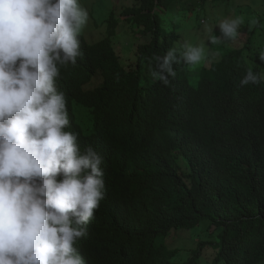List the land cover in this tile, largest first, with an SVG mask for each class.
<instances>
[{"label": "trees", "instance_id": "1", "mask_svg": "<svg viewBox=\"0 0 264 264\" xmlns=\"http://www.w3.org/2000/svg\"><path fill=\"white\" fill-rule=\"evenodd\" d=\"M220 1L135 0L125 14L149 37L130 63L115 50L114 32L95 43L80 35L82 55L62 77L72 127L109 155L107 193L80 245L89 264H156L148 256L171 229L195 243L188 264L201 256L227 264L240 251L264 264V41L259 54L246 53L261 22L253 31L240 25L212 60L174 63L168 85L149 71L180 39L163 15ZM249 71L259 82L241 86ZM84 108L88 130L76 115Z\"/></svg>", "mask_w": 264, "mask_h": 264}, {"label": "clouds", "instance_id": "2", "mask_svg": "<svg viewBox=\"0 0 264 264\" xmlns=\"http://www.w3.org/2000/svg\"><path fill=\"white\" fill-rule=\"evenodd\" d=\"M128 7L123 11L126 20L117 18L132 25L146 42L142 37L149 36L125 14ZM114 15L107 18L111 24ZM91 16L80 0H0V264H89L80 245L107 193L109 155L73 129L62 77L82 55L80 35L86 38V24L94 27ZM242 23V18H230L219 28L223 36L234 38ZM112 29L114 43L116 25ZM171 29H176L173 22ZM204 55L203 46L185 42L156 57L150 75L168 85L169 77L176 75L174 63L195 66ZM259 79L249 71L240 84ZM76 115L88 130L90 110ZM172 236L176 244L168 243ZM181 237L190 239L184 230L171 229L157 239L162 247L148 257L156 264H188L195 243L190 239L192 244L181 247ZM236 255L240 259L227 264H259L241 251ZM203 258L208 262L201 256V264Z\"/></svg>", "mask_w": 264, "mask_h": 264}, {"label": "rangeland", "instance_id": "3", "mask_svg": "<svg viewBox=\"0 0 264 264\" xmlns=\"http://www.w3.org/2000/svg\"><path fill=\"white\" fill-rule=\"evenodd\" d=\"M220 2L214 4L213 7L207 5L206 8H196L185 16L181 15L179 17L177 12H175L173 19L170 18L168 13L163 15L165 29L168 30L169 25L173 22L177 33L182 37L180 41H177L175 48H180L185 42L193 46L204 47V59L199 64L206 59L212 60L211 55L220 52L221 45L228 43L232 39L223 36L219 32V24L226 19L242 18L243 23L241 25L247 26L248 31L255 29L256 19L258 22H261V28L256 29L258 39L253 47H251V50L246 53L259 54L258 50L262 46V41H264V0H221ZM80 3L82 7L92 11L91 22H94V27L99 25V28L96 30L94 27L86 24L83 28L85 29L86 38L88 37L89 41H98L103 36H108L113 31L112 27L116 25L117 37L114 40L116 51L126 63L134 61L135 45L141 41L138 36V30L134 29L132 25L120 21V19L126 20L123 11L129 6L130 0H80ZM175 6L179 5L175 4ZM114 11L116 12V16L114 15V22L111 24L107 21V18ZM202 20H204V23H201ZM208 37L211 39L210 42H206ZM246 39L239 40L243 48L246 47ZM236 42L238 43V41ZM238 45L240 44L238 43ZM262 55H264V48L261 51L259 59L260 63L264 66V60L261 59ZM174 237L169 238L168 243L176 244L177 241ZM179 243L181 247H187V245L192 244V241L181 237ZM202 264L209 263L203 258Z\"/></svg>", "mask_w": 264, "mask_h": 264}]
</instances>
